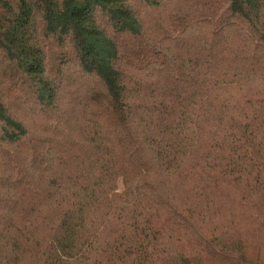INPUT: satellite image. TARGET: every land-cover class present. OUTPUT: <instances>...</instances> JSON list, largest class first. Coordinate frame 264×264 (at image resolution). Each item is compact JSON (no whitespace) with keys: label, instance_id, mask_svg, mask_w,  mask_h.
<instances>
[{"label":"trees","instance_id":"16d2710c","mask_svg":"<svg viewBox=\"0 0 264 264\" xmlns=\"http://www.w3.org/2000/svg\"><path fill=\"white\" fill-rule=\"evenodd\" d=\"M0 264H264V0H0Z\"/></svg>","mask_w":264,"mask_h":264},{"label":"rangeland","instance_id":"374dc122","mask_svg":"<svg viewBox=\"0 0 264 264\" xmlns=\"http://www.w3.org/2000/svg\"><path fill=\"white\" fill-rule=\"evenodd\" d=\"M249 253V252H248Z\"/></svg>","mask_w":264,"mask_h":264}]
</instances>
